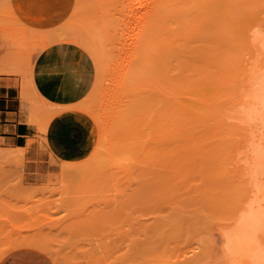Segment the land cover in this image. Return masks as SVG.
Returning <instances> with one entry per match:
<instances>
[{
    "label": "bare ground",
    "instance_id": "obj_1",
    "mask_svg": "<svg viewBox=\"0 0 264 264\" xmlns=\"http://www.w3.org/2000/svg\"><path fill=\"white\" fill-rule=\"evenodd\" d=\"M51 3L50 13L72 9L74 16L85 18V22L97 19L109 32L115 31L112 26L120 20L129 32L127 45L132 47L124 76L127 100L118 106L113 120L74 97L60 95L63 105L51 120L66 112L88 115L94 121L92 134L98 136V144L79 163H61L59 174H71L68 181L80 184L83 174L106 175L104 170L116 163L115 173L110 170L105 176L111 180L101 177L106 183L119 181L125 189L110 213L127 215V206L143 201L156 211L151 219L137 220L123 228L121 239L105 243L99 239L95 242L98 245L85 237L88 244L74 239L76 230L67 232L69 242L61 241L62 233L52 240L46 238H53V233L13 237L21 233L15 231L0 250V259L14 249L32 247L43 251L55 264H62L64 254L60 258L59 251L53 249L64 245L59 244V238L67 245L93 243L95 251H90L91 244L85 249H90L85 264H264V0ZM90 31L92 34L86 32L93 37L94 52L100 55L94 64L101 66L105 55L95 43L102 35ZM43 39L48 41L47 36ZM4 72L1 68L0 75ZM28 97L24 91L22 113L28 109ZM153 133H160L159 137L163 133V141L158 144L160 140ZM157 145H162L163 152H158L162 148ZM153 158H160L164 168L156 169L160 164L153 163ZM116 176L118 181L114 182ZM62 192L66 198L72 195ZM207 210L216 216L210 218ZM88 216L90 220H81L93 222ZM73 221L80 223L78 219ZM66 225L62 228L72 229ZM84 227L81 232L96 230ZM95 233L92 235L106 236ZM157 239L164 240V251L156 250ZM71 247L66 246L69 250L77 248ZM85 251L72 253L77 264H83L78 258L87 256ZM78 253L81 255L76 258ZM73 256L65 257L64 264H71L67 261L72 262Z\"/></svg>",
    "mask_w": 264,
    "mask_h": 264
},
{
    "label": "rangeland",
    "instance_id": "obj_2",
    "mask_svg": "<svg viewBox=\"0 0 264 264\" xmlns=\"http://www.w3.org/2000/svg\"><path fill=\"white\" fill-rule=\"evenodd\" d=\"M66 1L71 2L72 4L78 3V0ZM82 1L83 3L89 2V0H80V2ZM51 4V0H0V69L3 68L5 70V72L2 73L3 75L5 74L4 76H9L14 79L13 82L17 86L19 92L20 110L22 101L21 96L24 91L28 93V102L26 101V103H28V109L23 113L21 111L23 118V120L22 118L21 120L25 121L28 125L36 127L39 133L38 138L40 141H38V145L41 151L44 150L42 146V139L45 141L47 128L51 121L55 119L51 120V116L60 106L57 103H52L51 101H59L61 96L70 98L74 97L75 101H80L81 104L89 107L93 111H96L98 114L108 115L110 120L115 118L114 115L116 114L118 106L121 105L124 100H127V98H125L126 85L124 83V76L125 67L128 65L130 54L132 52V47L127 45V43L129 44L130 42L128 37L129 32L122 27L120 20H116L112 26L115 27V31L109 32V29H103L106 25L100 24L96 18L95 21L86 19V22H89L88 25L84 21L85 18L83 19L79 15L74 16L72 9L59 10L57 13H52V11L50 13L49 5ZM92 10L94 12L97 11L95 7ZM91 14L94 15L95 13ZM81 26L87 27L81 28ZM88 26H90V28H88ZM92 26L94 28H92ZM91 29L96 31V33L98 32L100 36L102 35L100 38L102 43L100 39L99 43H95L105 55L104 59L106 60H104L105 62L103 65L101 64V66L94 64L95 61L99 62L100 55L94 52L93 37L89 36ZM86 31H89V34H87ZM84 33L87 36H85ZM44 36L48 37V41H44ZM34 57H36V60L33 63ZM92 60H94V62ZM10 73L14 74L10 75ZM23 85L25 87H23ZM81 115L87 122L91 132L94 127V121L86 114ZM153 134L157 135L156 140H160L158 141V144L159 142L161 143V140L163 141V133L161 137L158 136L160 133ZM97 138L98 136L93 137V134L91 133V151L98 144ZM35 142L34 138H29L24 148H12L3 145L0 142L1 251H3L2 249L6 247L4 245L6 240L8 242L10 238L16 237L18 234L23 236L28 235L32 238L33 235H38V233L40 236L43 235V237L53 233V238L52 235H49L50 237L46 238H51L53 240L55 239L56 234L58 235V233H62L59 234V236L63 237L65 234L63 237L64 239L61 238V240L57 238V241H59V244L64 245L55 246L53 244V246H55L53 249L56 252L59 251V257L64 254L63 259H67L73 256L72 253L75 251H85L86 248H89L88 246L90 244L91 250H87H90L91 252L95 251L96 247L94 248L93 245H98L95 242H100L99 239L103 240L100 243L121 239V230L126 229L129 224H132L137 220L151 219V217L155 214V207L144 201L127 206V215H117L113 212L110 213L113 207L116 206V204H119V201L121 200L120 194L122 192L125 193V189L124 186L121 185V182L118 181V176H116L114 181H118V184H114L113 182L106 183L108 181H103L101 177L111 180L112 178L105 176L110 170L115 173L118 164L113 163V168H109L108 171L104 170V174L106 175L101 176V173L93 172L95 177H98V174L100 176L98 178L100 179L91 176L90 172L83 174L85 176L82 178L79 176L80 179H82V182L79 184V182H75L73 179L72 180L74 182L68 181L72 178L71 174H59L60 164H76L82 161L85 157L80 160L69 161L56 159L51 154V156L42 154L38 158L31 160V155L28 154ZM159 146L157 148L161 149L162 147ZM161 151L163 152V148L158 152L160 153ZM159 160L160 158L158 160L156 159V161L159 162L158 165L160 164V166L156 167V169H163L164 166L162 165L165 164ZM154 161L155 160L153 158L152 162L154 163ZM153 165L154 164L150 165L151 169H154V167L152 168ZM113 177H115V175H113ZM61 179H64V182L67 181L70 184L71 182L74 183L76 188L72 186L73 184H64ZM89 186L91 187L90 189H94L96 191L91 192L87 189ZM62 191L66 194L72 193V195H68L66 198L62 195ZM110 196L112 198H110ZM69 197H73L71 198L73 201L70 200ZM111 199H113V201H111ZM96 212L97 214L95 215ZM107 212L109 213L106 216L105 213ZM206 213L210 218H212V216H216V214L211 210H207L205 214ZM88 215L91 216V219H94L93 222L81 220H90L86 217ZM76 218L78 219V222L80 221V223H83L80 224L76 221L74 222L73 220H77ZM97 220L102 222H97ZM66 223L70 224L69 226H71L72 229H67L66 231V228L69 227L62 228L66 225ZM75 223L78 226L81 225V227H87V230L93 227L96 230L92 231V229H90L92 233L96 232L95 234H106V236L105 238H102L104 235L95 236L91 233V236L88 234L91 231L81 232V227H76ZM51 224L54 225L52 226ZM90 225L92 226L90 227ZM42 226H46L45 229H43ZM13 227L18 229H14ZM99 227L100 229H98ZM40 229L43 230L44 234L42 231H39ZM60 229H62L63 232H61ZM97 229L103 231L101 232ZM75 230L78 233H75ZM15 231L21 233H16L13 237H10L9 235ZM70 231L78 235H73L74 239L82 243L86 242L85 239H87V242H93L94 244L90 243L87 245L88 243L86 242L87 244L80 243L77 245L75 242H71L73 240H70V243L73 245L61 243V241L69 239L67 234ZM82 233L88 234L91 239L87 236H83ZM110 234H112V238L114 239L110 238ZM115 234L118 235L119 238H117V236L113 237ZM20 235L17 237H20ZM73 238L70 236V239ZM93 238L94 241L92 240ZM157 240L154 243L156 250L158 249L164 251V240ZM53 242L56 243L55 241ZM65 242H69V240H66ZM66 246H77V248L69 250ZM60 247L62 249H60ZM65 251L70 253L69 257H67L68 253H64ZM88 251H85L87 252L86 254L89 253ZM76 255H78L76 257L78 258L81 254L78 253ZM89 255L90 254L87 256L84 255V257L80 256L78 259L86 261ZM63 259L62 264L66 261ZM74 259L75 257L72 258L73 261H75ZM73 261H67V263L72 264ZM85 261L83 264H85ZM77 263L78 262L75 261V264ZM0 264L55 263L41 250L32 247H22L5 254L0 259Z\"/></svg>",
    "mask_w": 264,
    "mask_h": 264
},
{
    "label": "crops",
    "instance_id": "obj_3",
    "mask_svg": "<svg viewBox=\"0 0 264 264\" xmlns=\"http://www.w3.org/2000/svg\"><path fill=\"white\" fill-rule=\"evenodd\" d=\"M35 60L36 57L33 63ZM13 80L12 77L0 75V142L12 148H24L27 140L34 138L36 142L28 154L31 160L42 154L69 161L86 157L92 149V130L90 132L87 122L76 112L63 113L51 121L45 133V141L42 139L44 150H40L36 127L21 120L19 92ZM51 102L63 105L59 101Z\"/></svg>",
    "mask_w": 264,
    "mask_h": 264
}]
</instances>
